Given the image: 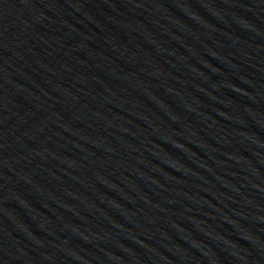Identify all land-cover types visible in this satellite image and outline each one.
<instances>
[{
  "label": "water",
  "instance_id": "95a60500",
  "mask_svg": "<svg viewBox=\"0 0 264 264\" xmlns=\"http://www.w3.org/2000/svg\"><path fill=\"white\" fill-rule=\"evenodd\" d=\"M0 264H264V0H0Z\"/></svg>",
  "mask_w": 264,
  "mask_h": 264
}]
</instances>
